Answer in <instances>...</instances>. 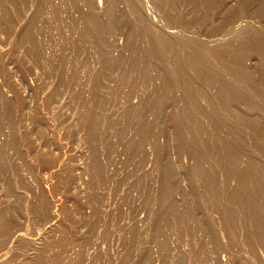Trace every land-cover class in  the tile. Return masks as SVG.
Listing matches in <instances>:
<instances>
[{"label":"rangeland","instance_id":"obj_1","mask_svg":"<svg viewBox=\"0 0 264 264\" xmlns=\"http://www.w3.org/2000/svg\"><path fill=\"white\" fill-rule=\"evenodd\" d=\"M98 2L0 0V264H264V0Z\"/></svg>","mask_w":264,"mask_h":264},{"label":"bare ground","instance_id":"obj_2","mask_svg":"<svg viewBox=\"0 0 264 264\" xmlns=\"http://www.w3.org/2000/svg\"><path fill=\"white\" fill-rule=\"evenodd\" d=\"M96 2H98V1L96 0ZM101 2H102V0H99L98 3L101 5V4H102ZM103 3H104V2H103ZM100 5H99V6H100ZM219 17H220V16H219ZM250 58H252V57H250ZM260 65H261V64H260ZM261 69H262V68H261ZM260 74H261V73H260ZM258 76H259V75H258ZM5 156H6V155H5ZM0 157H1V156H0ZM4 160H5V159H4ZM3 163H4V162H3ZM12 173H13V172H12ZM16 174H17V173H16ZM23 177H24V176H23ZM10 178H11V176H10ZM15 178H16V177H15ZM18 179H19V178H18ZM13 180H14V179H13ZM20 184H21V183H20ZM19 190H20V189H19ZM17 192H18V191H17ZM5 246H6V245H5ZM6 250H7V249H6ZM3 251H4V250H3ZM6 255H8V254H6ZM2 259H3V258H2Z\"/></svg>","mask_w":264,"mask_h":264}]
</instances>
